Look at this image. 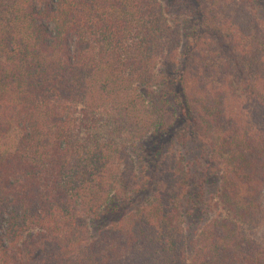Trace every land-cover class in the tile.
I'll return each instance as SVG.
<instances>
[{
	"label": "trees",
	"instance_id": "1",
	"mask_svg": "<svg viewBox=\"0 0 264 264\" xmlns=\"http://www.w3.org/2000/svg\"><path fill=\"white\" fill-rule=\"evenodd\" d=\"M249 3L0 0V264H264V68L241 52L235 82L204 37L241 48L216 18ZM177 11L200 21L188 56ZM193 135L223 211L190 236L175 158L156 195L94 236L145 187L132 148Z\"/></svg>",
	"mask_w": 264,
	"mask_h": 264
},
{
	"label": "rangeland",
	"instance_id": "2",
	"mask_svg": "<svg viewBox=\"0 0 264 264\" xmlns=\"http://www.w3.org/2000/svg\"><path fill=\"white\" fill-rule=\"evenodd\" d=\"M234 5L230 11L222 12L220 9L218 11L219 17H217L216 20L217 23H221L219 18L223 19L221 23L223 29L221 33L226 35V28H228L230 32L227 33V38L229 39L230 35H234L235 37L231 40L240 42L239 46L241 48L235 49V44L233 43L231 47H224V42L226 41H222L221 45L218 46V44H215L217 37L213 38L211 37L212 35H204V37L205 45L210 46L214 53L213 56L219 60V66L222 72H227V69L231 71L233 74L232 77L236 79V82L240 80V75L236 67L239 66L238 59L240 58H238V55H241V52L244 54H255L253 65L256 67V72H261V69L264 68V0H250L247 6L240 8V14L237 13L238 18L233 15ZM228 9L229 8H227V10ZM186 12H175V18H179L182 24L184 30L183 52L188 56L192 53L193 46L196 45L194 39L199 36L197 29L200 21H198L197 16L193 14V12ZM177 15L179 17H177ZM217 29H213V34L219 37ZM227 38L226 40L229 42L230 40ZM220 39H224L223 36H220ZM214 47H217L218 50L216 51ZM224 62L228 64L222 65ZM228 81L230 80L228 79L227 82ZM239 91L244 97V89ZM244 99L246 100V97ZM247 100H249L248 96ZM244 106H246L247 112L252 109L250 102H246ZM176 141L177 140L173 139L161 141L159 144L162 147L161 153H157L158 144L154 145V147H149L150 151H148V146L141 144L132 148L133 160L136 164V168L140 171V174H142L140 177L145 187L141 192L136 194L132 202L127 201L114 211L109 212L108 215L100 219L97 218L92 220L91 226L94 236H97L102 229L110 226L113 222H118L125 214L133 211L137 206L142 205L156 195L158 192V185L160 184V172L166 171L168 166L174 163L175 158L182 161L186 170H191V172H188V174L190 173V180L187 182V189L184 190L187 191L184 200V202L187 203V206L185 205L186 208L184 207V213L187 217L184 219V224L190 232V236L199 233L205 222L223 211L221 205H217L220 178L218 176V171L215 170L212 172L209 169V153L204 146V140L193 135L188 139L187 143ZM163 155L166 157H163ZM167 155L170 156L167 157ZM159 158H163V168L158 170L157 164L160 160ZM192 199H194V201H191ZM261 202L264 209V189L261 194ZM34 233L37 234L38 232L35 231ZM252 234L264 244V215L263 218L258 221V226L252 229Z\"/></svg>",
	"mask_w": 264,
	"mask_h": 264
}]
</instances>
